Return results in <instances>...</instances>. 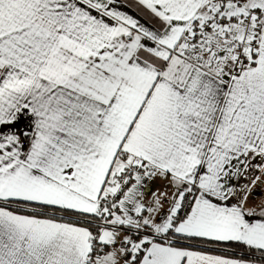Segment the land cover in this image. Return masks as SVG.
I'll list each match as a JSON object with an SVG mask.
<instances>
[{
	"label": "snow or ice",
	"instance_id": "obj_1",
	"mask_svg": "<svg viewBox=\"0 0 264 264\" xmlns=\"http://www.w3.org/2000/svg\"><path fill=\"white\" fill-rule=\"evenodd\" d=\"M0 264H264V0H0Z\"/></svg>",
	"mask_w": 264,
	"mask_h": 264
}]
</instances>
